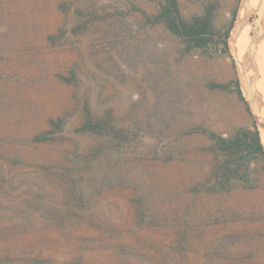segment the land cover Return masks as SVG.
<instances>
[{
	"label": "rangeland",
	"instance_id": "rangeland-1",
	"mask_svg": "<svg viewBox=\"0 0 264 264\" xmlns=\"http://www.w3.org/2000/svg\"><path fill=\"white\" fill-rule=\"evenodd\" d=\"M163 1L0 0V264H264V159L208 191L226 156L203 130L233 136L212 129L248 103L197 77L228 60L264 122L258 52L183 54L147 22ZM178 1L187 20L216 4L219 31L244 2Z\"/></svg>",
	"mask_w": 264,
	"mask_h": 264
},
{
	"label": "trees",
	"instance_id": "trees-1",
	"mask_svg": "<svg viewBox=\"0 0 264 264\" xmlns=\"http://www.w3.org/2000/svg\"><path fill=\"white\" fill-rule=\"evenodd\" d=\"M216 10L217 5L209 3L205 6L202 15L187 20L181 14L178 0H164L159 12L149 17L147 22L151 25H165L183 43V54L200 52L210 58L217 55H231L229 40L238 12L235 11L229 25L219 31L214 26ZM210 87L223 91H235L247 104L239 79L223 85L211 84ZM247 110L251 116H254L248 105ZM85 130L102 133L107 131V126L102 123L96 125L89 123ZM203 132L215 142V146L226 156L224 163L219 168L216 183L208 191L223 192L228 190L231 179L249 183L248 167L251 160L258 157L264 159V143L256 121L253 122V128H241L230 137L211 131L203 130ZM45 139V136H38L35 141Z\"/></svg>",
	"mask_w": 264,
	"mask_h": 264
},
{
	"label": "bare ground",
	"instance_id": "bare-ground-1",
	"mask_svg": "<svg viewBox=\"0 0 264 264\" xmlns=\"http://www.w3.org/2000/svg\"><path fill=\"white\" fill-rule=\"evenodd\" d=\"M255 3H257V5ZM254 8L257 9L260 16L256 22L257 30H256L255 38L251 40L250 35H249L250 25H249L248 21H249L250 13ZM229 46H230L231 52L234 54L236 60L240 64V66H242V65L244 66V63L246 62V60H245V62L243 61V57H244L246 52L249 51V54H251L253 52V50L258 52L259 63H258V65H255V64L254 65L258 66V69H257L258 74L261 76L260 79L262 78V85H263V92L262 93L263 94H262V96H261V93H259L260 95H257V102H260L264 107V0H244V2L242 3V5L239 9L237 21H236L235 27L232 31L231 38L229 40ZM256 59H257V56H256ZM255 62H256V60H255ZM245 65H246V63H245ZM253 69L255 70V67ZM255 78H254V80H255ZM252 80H253V78H252ZM253 84H254V82H253ZM255 85H256V83H255ZM250 86L252 87V85H250ZM254 87H256V86H254ZM248 90L250 91V88H248ZM252 90H253V88H252ZM243 93H244V91H243ZM245 95L246 94H244V96ZM254 97H256V96H254ZM252 101L250 102V104L252 103ZM257 102H256V105L258 106ZM259 109H261V107ZM262 112H263V110H262ZM252 113H253V110H252ZM260 132L262 135V141L264 143V122L260 123Z\"/></svg>",
	"mask_w": 264,
	"mask_h": 264
},
{
	"label": "crops",
	"instance_id": "crops-1",
	"mask_svg": "<svg viewBox=\"0 0 264 264\" xmlns=\"http://www.w3.org/2000/svg\"><path fill=\"white\" fill-rule=\"evenodd\" d=\"M236 24V22H235ZM235 24L233 26V29L235 27ZM232 29V31H233ZM232 33V32H231ZM203 55V54H201ZM205 56V55H203ZM221 56V55H218ZM210 58V57H209ZM213 59V58H210ZM205 63V64H204ZM199 64H204L201 68V70L198 72L197 71V77L201 79V84L203 85V90H206L207 94L210 89L211 84H228L232 81H236V71L235 68L232 64L229 63L228 60L226 59H217L215 61H204V60H199ZM206 66V67H204ZM206 71V73H209L208 76H204L203 73ZM222 95H226L225 91L221 90ZM246 98V97H245ZM232 104L229 102L225 104V110L221 114V117L225 122H220L215 125L214 129L215 131H219L222 134H227V133H235L238 131L240 127H245L248 126L251 122L256 121L258 128L260 129V120L259 118L253 113L254 116H249L247 115H241L237 116L235 114V99L232 97ZM247 100V99H246ZM248 106L251 108L249 101L247 100ZM252 109V108H251ZM262 110L264 112V107H262ZM212 116H220V111L218 113H213L211 114ZM224 136V135H222ZM262 136V135H261Z\"/></svg>",
	"mask_w": 264,
	"mask_h": 264
},
{
	"label": "water",
	"instance_id": "water-1",
	"mask_svg": "<svg viewBox=\"0 0 264 264\" xmlns=\"http://www.w3.org/2000/svg\"><path fill=\"white\" fill-rule=\"evenodd\" d=\"M251 109V108H250ZM252 111V110H251Z\"/></svg>",
	"mask_w": 264,
	"mask_h": 264
}]
</instances>
